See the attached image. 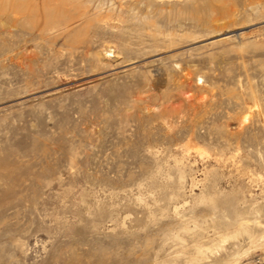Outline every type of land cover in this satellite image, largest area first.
<instances>
[{
  "label": "rangeland",
  "instance_id": "rangeland-1",
  "mask_svg": "<svg viewBox=\"0 0 264 264\" xmlns=\"http://www.w3.org/2000/svg\"><path fill=\"white\" fill-rule=\"evenodd\" d=\"M198 244L264 264V0H0V264Z\"/></svg>",
  "mask_w": 264,
  "mask_h": 264
},
{
  "label": "bare ground",
  "instance_id": "bare-ground-1",
  "mask_svg": "<svg viewBox=\"0 0 264 264\" xmlns=\"http://www.w3.org/2000/svg\"><path fill=\"white\" fill-rule=\"evenodd\" d=\"M159 1H173V0H159ZM176 1H179V0H176ZM53 3V2H52ZM54 3H55V0H54ZM58 6V5H57ZM55 7V6H54ZM19 8V7H18ZM15 9V12H21L22 11V9H23V7H20L21 9ZM55 9V8H54ZM57 10V9H56ZM22 13V12H21ZM240 222V223H239ZM238 223L239 224H237V225H239L238 226V228H237V231H236V235L237 236H242V238L244 239V240H247V239H249V240H247V241H252L253 240V236L251 235V233H250V231H249V229H248V227H247V223L246 222H241V221H239ZM224 239H225V237H224ZM203 243V242H202ZM201 243V244H202ZM220 246V245H219ZM203 247H205V246H203V245H197L196 246V252H195V256L194 257H191V258H189L188 260H187V264H196V262L198 261V260H201V259H203L205 256H206V254H205V252H204V249H203ZM210 247V246H209ZM221 247V246H220ZM209 249V248H208ZM232 258V257H231ZM226 260H227V258H225ZM224 259V260H225ZM233 259V258H232ZM225 260V261H226ZM231 260V259H230ZM236 260V259H235ZM234 262H236V261H234ZM220 263V262H219ZM233 263V261H228V263H226V264H232ZM213 264H217V263H213ZM222 264V263H221ZM234 264V263H233Z\"/></svg>",
  "mask_w": 264,
  "mask_h": 264
}]
</instances>
